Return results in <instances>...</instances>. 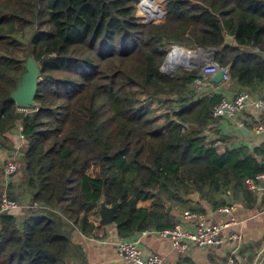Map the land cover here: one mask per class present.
<instances>
[{"label":"trees","instance_id":"obj_1","mask_svg":"<svg viewBox=\"0 0 264 264\" xmlns=\"http://www.w3.org/2000/svg\"><path fill=\"white\" fill-rule=\"evenodd\" d=\"M136 3L0 0V146L18 150L10 138L18 125L26 138L23 178L6 190L15 202L29 199L0 212V264H88L76 232L104 241L172 230L175 210L203 214L193 194L214 210L227 199L257 204L246 181L264 175V144L216 146L213 109L223 96L199 89L201 68H162L172 45L214 48L216 63L231 65L232 90L259 94L264 0H156L149 14L139 3L145 18H161L152 23L135 17ZM29 57L41 80L27 112L11 95ZM103 199L120 202L110 226L100 224ZM149 200L150 209L139 207Z\"/></svg>","mask_w":264,"mask_h":264},{"label":"crops","instance_id":"obj_2","mask_svg":"<svg viewBox=\"0 0 264 264\" xmlns=\"http://www.w3.org/2000/svg\"><path fill=\"white\" fill-rule=\"evenodd\" d=\"M204 59L205 64L210 60V56H206ZM196 85L206 93L221 94L223 98L234 99L239 95L232 90L231 82L225 85L223 83L216 84L210 79L202 78ZM253 96L264 97V88L259 94ZM219 122V138H223L227 147L247 146L253 149L264 144V132L257 133L256 130L260 126L264 128V112L248 109L234 118L221 119ZM239 128H244L246 131L242 132ZM19 129L20 126L10 135L15 147H18L21 142L18 135ZM12 178L8 180L6 177L5 187L10 182H14V178ZM257 197V204L253 209L247 208L239 201L232 202L227 199L228 205L233 207V212L226 214L219 212L220 209L214 210L209 203L202 201L198 194L191 196L193 203L203 209V214L207 216L211 224L227 222L232 216L238 219L239 224L237 226L223 233L225 243L221 247L210 250L193 248L187 255H180L173 249L169 238H161L156 234L143 237L141 233L136 236V239H141L140 245L147 254H160L164 259V264H223L233 253L236 254L241 264H264V183L262 189L257 191ZM152 202V200L140 202L139 207L150 209ZM28 203L29 199H26L21 209L26 207ZM185 210L188 209H178L173 212L178 223L181 222L182 213ZM234 232L238 235L237 239L229 237ZM74 240L84 248L88 257V264H127L117 253L116 243L118 239L114 232L104 241L86 238L76 232Z\"/></svg>","mask_w":264,"mask_h":264},{"label":"built area","instance_id":"obj_3","mask_svg":"<svg viewBox=\"0 0 264 264\" xmlns=\"http://www.w3.org/2000/svg\"><path fill=\"white\" fill-rule=\"evenodd\" d=\"M140 3V1H139ZM178 47V46H175ZM173 47V49H175ZM258 50H255L257 52ZM217 71L224 73L221 83L228 84L231 82V65L226 67L220 66L218 63L212 62L211 58L202 66V73L208 77ZM248 109L264 112V97H255L249 92H243L234 99L223 98L220 104L214 107L213 117L216 119L234 118L238 114ZM19 126V125H18ZM257 133L264 132L263 127H258ZM21 145L16 152H10L6 148L0 146V164L2 165L7 179L14 177L21 167L20 152L22 145L26 143V138L21 130L18 131ZM223 138L215 142L216 146L223 144ZM20 162V163H19ZM248 187L252 191H260L264 183V175H259L255 180L248 179L246 181ZM22 206L8 196L5 188L0 199V212H10L20 210ZM221 213L232 214L233 207L226 206L219 210ZM239 224L237 218H232L224 223L211 224L205 214L185 210L182 213L181 222L172 230L165 229L163 231H144L142 236L156 234L161 238H169L173 249L180 255H187L193 248L210 250L221 247L225 243L223 233ZM192 226V227H189ZM231 239H237L236 232L229 235ZM141 239H119L116 243L117 253L124 259L127 264H164V259L160 254H147L141 247ZM223 264H241L236 254H231Z\"/></svg>","mask_w":264,"mask_h":264},{"label":"water","instance_id":"obj_4","mask_svg":"<svg viewBox=\"0 0 264 264\" xmlns=\"http://www.w3.org/2000/svg\"><path fill=\"white\" fill-rule=\"evenodd\" d=\"M148 22L152 23V20L148 19ZM235 42L233 37H227L225 39V46H231ZM174 50V49H173ZM218 50L214 48L203 49L199 48L197 53L194 55H189L184 63H177L174 67L169 68L168 63L170 62L171 53L167 56V59L164 63L162 71L166 74L175 72L178 68H183L187 70H193L197 68H202L204 60L202 61L201 56H210L211 61L215 62L216 54ZM201 59L199 60L198 58ZM203 57V58H204ZM206 58V57H205ZM202 78L210 79L213 83L220 84L223 80L224 73L222 71H217L212 74L210 77L204 75L202 72L200 74ZM41 80V70L38 63L32 58L29 57L26 64V73L23 75L21 81L18 83L16 91L11 95L12 99L16 102V105L20 109H31L35 106V98L38 91V84ZM240 131L245 132L246 129L239 128ZM204 136H209L207 132ZM120 202L112 207H107L105 199L100 202V224L102 226H110L114 223V214L115 211L119 208ZM171 210V207H168V211ZM7 212H4L6 214Z\"/></svg>","mask_w":264,"mask_h":264},{"label":"rangeland","instance_id":"obj_5","mask_svg":"<svg viewBox=\"0 0 264 264\" xmlns=\"http://www.w3.org/2000/svg\"><path fill=\"white\" fill-rule=\"evenodd\" d=\"M139 1H142V0H137V3H136V15H135V17L136 18H141V19H143L144 20V22L145 23H147L148 22V19L147 18H145L144 17V15L141 13V11H140V8H139ZM161 1L162 0H159V4H161ZM156 2V0H153V1H151V3H150V6H151V10H152V6H153V4ZM161 18H159L158 20H156V21H152V22H158L159 20H160ZM175 46H178L179 48H181V49H183V50H185L186 52H188V53H190V54H192V55H194L197 51H198V49H192V48H188V47H185V46H180V45H172V46H170V47H168V50H169V54L173 51V47H175ZM168 54V55H169ZM164 66V65H163ZM179 69H183V68H178L177 70H179ZM176 70V71H177ZM23 110H25V111H27V112H30L31 111V109H23ZM161 111H163V108H160L156 113H155V117H157V119H158V122H160V123H162L163 121H164V117L163 116H161L162 115V113H161ZM26 145V143H24L23 145H22V148L21 149H23V147ZM20 156H21V152H20ZM20 163V162H19ZM2 166V165H1ZM0 166V167H1ZM2 168V167H1ZM22 168H23V165H22V163H21V167H20V169H19V172L13 177L14 178V182H15V184H17V186H19V184H20V182H21V180H22V178H23V174H22ZM6 177V176H5ZM5 177H0V192H2V190H4V187H2L1 188V182L3 181H6V178ZM12 178V179H13ZM8 180H10V179H8ZM6 188V187H5ZM19 203V202H18ZM21 206H23V203L21 204V203H19Z\"/></svg>","mask_w":264,"mask_h":264},{"label":"bare ground","instance_id":"obj_6","mask_svg":"<svg viewBox=\"0 0 264 264\" xmlns=\"http://www.w3.org/2000/svg\"><path fill=\"white\" fill-rule=\"evenodd\" d=\"M151 1H153V0H142L140 2V7H141L142 11H144L148 14L151 13V6H150ZM189 55H192V54L186 52L185 50H183L179 47H175V49L171 52L170 62L168 63L167 67L172 68L177 63H179V64L184 63L185 59ZM201 57H202V61H203L204 56H201ZM201 57L198 59L200 60ZM205 57H206V55H205Z\"/></svg>","mask_w":264,"mask_h":264}]
</instances>
